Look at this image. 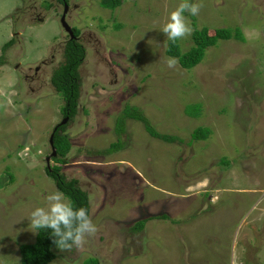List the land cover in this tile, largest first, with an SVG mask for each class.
Masks as SVG:
<instances>
[{
  "label": "rangeland",
  "instance_id": "obj_1",
  "mask_svg": "<svg viewBox=\"0 0 264 264\" xmlns=\"http://www.w3.org/2000/svg\"><path fill=\"white\" fill-rule=\"evenodd\" d=\"M77 2L70 22L85 57L61 172L86 192L98 232L81 248L53 249L48 264H264V0H193L203 4L197 28L240 29L243 41L219 40L190 70L167 67L162 32L182 0H121L113 12ZM25 5L0 0V264H20L19 245L37 233L31 212L58 191L45 167L57 165L49 136L63 99L50 77L66 37L55 10L41 23L20 14ZM178 41L183 53L193 46ZM125 105L183 143L128 119L117 137ZM198 127L211 134L191 141ZM118 139L121 150L102 153Z\"/></svg>",
  "mask_w": 264,
  "mask_h": 264
},
{
  "label": "trees",
  "instance_id": "obj_2",
  "mask_svg": "<svg viewBox=\"0 0 264 264\" xmlns=\"http://www.w3.org/2000/svg\"><path fill=\"white\" fill-rule=\"evenodd\" d=\"M190 2L193 3V0H190ZM101 5L103 9L113 12L121 5V0H102ZM185 15L190 18L191 26L194 29L191 34L192 48L183 53L180 49L179 41L172 43L167 40L165 49L166 56L176 58L182 69L190 70L198 65L204 58L205 50L215 46L219 40L243 41V35L240 29H217L210 35L207 28H197L194 16H190L187 13H185ZM13 42L14 40L7 42L3 46L2 52L13 44ZM62 56L63 62L52 71L50 83L54 91L62 97L63 106L61 108V114L63 118H67L69 121L72 120L78 112L80 98L79 69L85 57V50L80 43L69 40L64 45ZM4 63V57L1 55L0 66ZM192 110H195L193 117L199 116L201 111L199 105H195ZM127 119L141 123L149 136L154 139L169 144L183 143V140L175 136L157 132L143 112L136 107H130L128 105H125L122 110V115L116 119L114 132L117 137L124 133L125 121ZM62 126V124H58L52 131L53 147L56 155L51 157V159L55 161L57 165L46 166L45 173L53 180L56 189L69 198L74 208L84 207L87 209L89 215L90 206L86 192L79 187L76 179L69 180L65 177L63 172H61V166L64 163L63 158L71 149L68 136L61 133L63 129ZM210 134L211 130L209 128L198 127L191 133V141L205 140ZM122 148L121 141L118 139L116 143L111 144L102 153L111 154L118 152ZM160 218L167 219V216L163 215ZM144 225L145 220H139L135 223L134 230L138 232L144 228ZM36 231L35 240L32 244L19 245L20 264H48L55 259L53 249H55L56 246L52 243L53 238L51 237V230L40 229ZM97 263L98 261L96 259H90L88 262H85V264Z\"/></svg>",
  "mask_w": 264,
  "mask_h": 264
},
{
  "label": "clouds",
  "instance_id": "obj_3",
  "mask_svg": "<svg viewBox=\"0 0 264 264\" xmlns=\"http://www.w3.org/2000/svg\"><path fill=\"white\" fill-rule=\"evenodd\" d=\"M202 7V3L182 0L178 7L170 13L168 22L163 26L162 32L167 40L175 43L191 36L194 29L185 13L190 16H198ZM166 65L168 68L174 69L178 65V60L169 57L166 60ZM30 227L33 230H51L52 243L60 251L71 250L74 246L81 248L89 243L98 232L87 209L84 207L74 208L69 198L60 191H55L47 196L46 208L37 207L31 212Z\"/></svg>",
  "mask_w": 264,
  "mask_h": 264
},
{
  "label": "flooded vegetation",
  "instance_id": "obj_4",
  "mask_svg": "<svg viewBox=\"0 0 264 264\" xmlns=\"http://www.w3.org/2000/svg\"><path fill=\"white\" fill-rule=\"evenodd\" d=\"M78 0H23L25 5L23 9H21V13L27 14L30 19H33L35 21L39 22H44L46 18H43L44 14L43 12H47L49 10H55L56 14H59V23L60 26L64 32L65 35V41L62 45L61 52L63 51L64 45L69 41V40H74L77 43H82L80 42L81 38V31L72 25V19H75L76 16L73 15L74 11H77L78 8L80 7V4L77 2ZM102 0H100L101 2ZM37 3H40V5H37ZM35 4V5H34ZM19 12V11H18ZM19 14V13H18ZM43 14V15H42ZM42 15V16H41ZM28 17V18H29ZM64 18L65 23L69 26L71 32H72V38L70 37L69 33H67L63 26L61 25V18ZM71 21V22H70ZM76 32V33H75ZM83 47V45H82ZM84 48V47H83ZM54 58V56H51ZM44 63V62H43ZM42 63V64H43ZM39 69V66L35 68V72H37Z\"/></svg>",
  "mask_w": 264,
  "mask_h": 264
},
{
  "label": "water",
  "instance_id": "obj_5",
  "mask_svg": "<svg viewBox=\"0 0 264 264\" xmlns=\"http://www.w3.org/2000/svg\"><path fill=\"white\" fill-rule=\"evenodd\" d=\"M61 25L63 26L64 30H65L67 33H69L70 37L72 38V32H71L69 26L65 23L63 17L61 18ZM67 121H68V119H67V118H64L63 122L60 123V124L64 125ZM53 130H54V129H53ZM49 144H50V147H51V149H52L51 157H54V156L56 155V153H55V149H54V147H53V132L50 134V137H49ZM51 157H49V159H51Z\"/></svg>",
  "mask_w": 264,
  "mask_h": 264
}]
</instances>
